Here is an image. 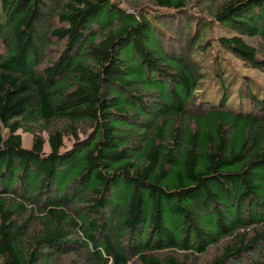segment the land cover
<instances>
[{
  "label": "trees",
  "instance_id": "1",
  "mask_svg": "<svg viewBox=\"0 0 264 264\" xmlns=\"http://www.w3.org/2000/svg\"><path fill=\"white\" fill-rule=\"evenodd\" d=\"M238 61L264 0H0V264H264Z\"/></svg>",
  "mask_w": 264,
  "mask_h": 264
},
{
  "label": "rangeland",
  "instance_id": "2",
  "mask_svg": "<svg viewBox=\"0 0 264 264\" xmlns=\"http://www.w3.org/2000/svg\"><path fill=\"white\" fill-rule=\"evenodd\" d=\"M142 2V1H141ZM143 2H147L149 3V0H143ZM124 6H126L127 8H130L129 5L127 3L124 4ZM206 19L207 20H210L209 16L207 15L206 16ZM219 34H226V31L224 29H215L214 33L210 32L209 35L210 37L209 38H215L217 37ZM203 36V31H202V34ZM216 46V45H215ZM215 50L218 49V46H216L214 48ZM237 63V69H239V71L245 75H248V76H251L252 78L255 79L254 81V90L255 91H258L259 94L261 96H264V73L261 72L260 70L256 69V68H250V67H246L244 66L241 62H236ZM215 101H219V97H216L214 98ZM236 104H234V108H238L237 106H235ZM248 110V109H247ZM19 133L22 134L23 136V145L26 147V148H30L32 146V142H33V135L30 134V133H24L22 130H19L18 131ZM44 136L47 138V134L44 133ZM66 145L69 146L70 145V142L66 140ZM49 149V146L48 144L46 143V146H45V150L47 151Z\"/></svg>",
  "mask_w": 264,
  "mask_h": 264
}]
</instances>
